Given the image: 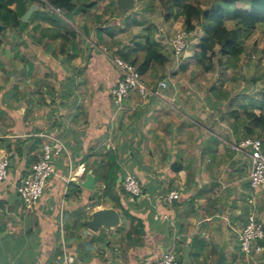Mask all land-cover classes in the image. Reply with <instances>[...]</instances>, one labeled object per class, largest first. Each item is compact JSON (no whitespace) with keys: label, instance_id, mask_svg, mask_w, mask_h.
Wrapping results in <instances>:
<instances>
[{"label":"crops","instance_id":"1","mask_svg":"<svg viewBox=\"0 0 264 264\" xmlns=\"http://www.w3.org/2000/svg\"><path fill=\"white\" fill-rule=\"evenodd\" d=\"M36 6L48 19L0 35V158L10 164L0 182V264H157L168 250L182 263L215 264L225 239L227 264H264V253L249 257L239 246L249 216L264 224V190L250 186V156L230 148L256 132L247 117L256 106L239 77L230 78L243 75L245 54L228 66L231 81L208 82L211 71L196 80L202 27L178 58V30L144 27L132 16L137 2L125 13L116 0H79L67 16ZM149 44L166 58L143 76L151 94L132 92L117 105L110 91L120 76L110 57L141 59ZM47 136L65 151L28 210L15 188ZM88 174L95 190L82 187ZM130 174L142 187L137 200L123 189ZM100 208L117 210L121 226L91 232L84 222Z\"/></svg>","mask_w":264,"mask_h":264},{"label":"trees","instance_id":"2","mask_svg":"<svg viewBox=\"0 0 264 264\" xmlns=\"http://www.w3.org/2000/svg\"><path fill=\"white\" fill-rule=\"evenodd\" d=\"M158 1L169 7L170 12L176 11L175 19L183 18L185 29L191 33L197 27L196 22L202 21L205 37L197 47L195 58L197 69L204 73L214 70L216 66H224L226 61L231 66L236 65L245 54L243 40L264 25V0H222L224 7L216 5L210 9H205L198 2H190V0ZM40 2L41 0H0V35L8 29L24 32L29 23L24 24L21 18L31 5H38ZM48 2L53 8L65 14L75 12L79 6V0H48ZM238 3H245L247 7L237 8ZM36 18L45 20L47 17L38 10L31 21ZM228 22H232L235 26L230 29L227 26ZM121 58L136 66L143 76L153 67L164 66L166 62L165 56L153 44H149L144 50L142 60L138 58L132 60L131 56ZM247 117L256 129V132H250V137L263 138L264 105L257 109L256 113H249ZM104 194L108 195V189ZM179 260L182 263L180 258Z\"/></svg>","mask_w":264,"mask_h":264},{"label":"built area","instance_id":"3","mask_svg":"<svg viewBox=\"0 0 264 264\" xmlns=\"http://www.w3.org/2000/svg\"><path fill=\"white\" fill-rule=\"evenodd\" d=\"M192 33L186 29L176 32L172 39L174 54L180 58L189 47ZM110 60L120 76V82L111 89L110 95L117 105H121L132 92L146 97L151 94L143 75L137 67L126 62L121 57H110ZM160 87L167 88L166 82H160ZM48 142L42 148V156L33 164L28 175L16 186V193L20 197L24 207L32 209L43 197L47 182L55 173V160L65 151L64 144L47 136ZM50 141V143H49ZM234 152L247 153L251 159V171L249 175L250 186L255 191L264 190V138L245 137L230 145ZM10 164L7 158H0V182H4L9 176ZM123 189L132 200L142 197V187L137 177L130 174L123 181ZM179 199V194L174 192L168 196L169 201ZM239 246L246 256L261 255L264 253V224L255 215L248 217V221L240 234ZM157 264H182L175 250L166 251Z\"/></svg>","mask_w":264,"mask_h":264},{"label":"rangeland","instance_id":"4","mask_svg":"<svg viewBox=\"0 0 264 264\" xmlns=\"http://www.w3.org/2000/svg\"><path fill=\"white\" fill-rule=\"evenodd\" d=\"M198 2L203 8L210 9L216 5L224 7L222 0H190ZM138 10L134 12L133 19L138 22H142L144 27L155 26L159 31L161 29V25L170 24L169 26L175 30L185 29L182 24L175 20L176 11L173 13L168 9L169 7L165 6L163 3H160L158 0H136ZM36 5V4H35ZM42 10L49 14V2L48 0H41L40 4H38ZM239 8L247 7L245 3H238ZM170 14V15H169ZM67 16V14H65ZM166 16H170V19H167ZM169 21V23H168ZM196 26L200 29L202 27V21L196 22ZM233 23L228 22V27L230 29L233 28ZM176 34V33H175ZM193 34V32H192ZM195 34H193V37ZM42 40V39H41ZM245 47V57L243 60L242 67L243 75L233 74L230 78L231 80L234 78H238L240 83H244L245 85V99L249 105H255L256 109H259L262 105H264V25L258 27V29L247 39L243 40ZM190 44V43H189ZM230 64L226 61V64L222 67L216 66V71H211L207 76L208 79L206 81L212 83H226L227 81H231L228 79V74ZM214 69V70H215ZM192 76L196 79H202L204 77L202 72L199 69L192 70ZM209 73V72H208ZM232 74V73H231ZM191 75V74H190ZM230 76V74H229ZM197 80V79H196ZM255 80L256 88L253 89V82ZM234 81V80H233ZM264 138V136H263Z\"/></svg>","mask_w":264,"mask_h":264},{"label":"water","instance_id":"5","mask_svg":"<svg viewBox=\"0 0 264 264\" xmlns=\"http://www.w3.org/2000/svg\"><path fill=\"white\" fill-rule=\"evenodd\" d=\"M117 7L120 11L129 13L136 9V0H116ZM38 7L33 4L29 7L27 12L21 18L24 24L30 22L32 16L37 12ZM9 55V51L6 52ZM83 188L88 190H95V177L91 174L86 176L85 182L82 184ZM17 195H11L9 201L11 202ZM85 226L93 233H97L100 229L114 230L121 226V216L119 212L113 208H100L94 211L89 220L84 222ZM228 240L225 239L217 252V260L215 264H227L226 250L228 247ZM182 264H192L190 260H185Z\"/></svg>","mask_w":264,"mask_h":264}]
</instances>
